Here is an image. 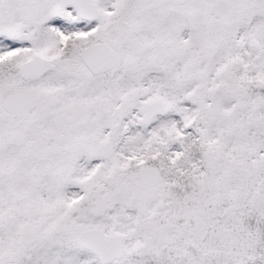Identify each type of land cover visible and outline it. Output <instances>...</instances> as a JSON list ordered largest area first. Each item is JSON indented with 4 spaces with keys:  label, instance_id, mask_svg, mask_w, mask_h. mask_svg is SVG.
<instances>
[{
    "label": "snow or ice",
    "instance_id": "6c2138e0",
    "mask_svg": "<svg viewBox=\"0 0 264 264\" xmlns=\"http://www.w3.org/2000/svg\"><path fill=\"white\" fill-rule=\"evenodd\" d=\"M0 264H264V0H0Z\"/></svg>",
    "mask_w": 264,
    "mask_h": 264
}]
</instances>
